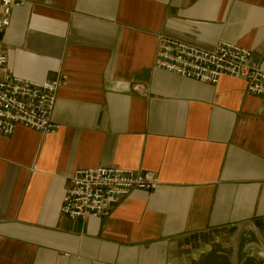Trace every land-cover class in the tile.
Segmentation results:
<instances>
[{
  "label": "crops",
  "instance_id": "crops-1",
  "mask_svg": "<svg viewBox=\"0 0 264 264\" xmlns=\"http://www.w3.org/2000/svg\"><path fill=\"white\" fill-rule=\"evenodd\" d=\"M0 33L13 73L66 76L42 135L0 136V264H232L251 221L264 239V100L156 69L158 37L210 52L229 42L264 71V0H27ZM157 175L110 216L61 209L76 171ZM239 264H264L249 229Z\"/></svg>",
  "mask_w": 264,
  "mask_h": 264
},
{
  "label": "built area",
  "instance_id": "built-area-1",
  "mask_svg": "<svg viewBox=\"0 0 264 264\" xmlns=\"http://www.w3.org/2000/svg\"><path fill=\"white\" fill-rule=\"evenodd\" d=\"M27 0H0V33L11 23L12 12ZM155 68L178 77L216 85L223 76L246 82V94L264 100V71L252 63V52L229 42H219L210 52L186 43L158 37ZM66 76L44 83L17 77L0 51V136L10 137L23 126L42 135L54 134L59 127L52 118L58 92ZM157 175L117 168L76 171L66 189L61 215L87 221L110 216L112 209L132 191H155Z\"/></svg>",
  "mask_w": 264,
  "mask_h": 264
},
{
  "label": "water",
  "instance_id": "water-1",
  "mask_svg": "<svg viewBox=\"0 0 264 264\" xmlns=\"http://www.w3.org/2000/svg\"><path fill=\"white\" fill-rule=\"evenodd\" d=\"M245 229H249L253 232L256 241L258 243V245L260 246L263 254H264V239L261 233V230H258V228L255 226V224L251 221H245V223H242L238 226V228L235 230V233L233 235L232 238V256H231V260H232V264H239V238L241 236V234L245 231Z\"/></svg>",
  "mask_w": 264,
  "mask_h": 264
}]
</instances>
